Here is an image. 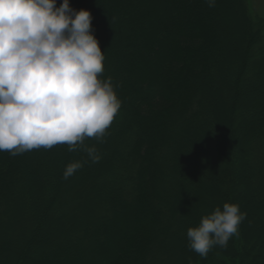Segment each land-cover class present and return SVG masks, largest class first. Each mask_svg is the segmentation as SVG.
<instances>
[{"label": "trees", "instance_id": "trees-1", "mask_svg": "<svg viewBox=\"0 0 264 264\" xmlns=\"http://www.w3.org/2000/svg\"><path fill=\"white\" fill-rule=\"evenodd\" d=\"M256 1L209 7L206 0H70L92 14L106 57L101 78H112L122 108L103 142L85 141L104 159H89L68 179L66 166L87 157L82 148L0 151L6 257L23 263L40 252L51 260L54 248L62 264H183L185 255L193 264H257L264 231L255 223L206 259L184 245L187 230L208 215L201 179L211 183L192 166L187 143L213 171L228 162L230 170L217 171L231 183L240 172L243 207L256 221L252 210L264 212V5ZM234 91L240 99L233 121L245 139L232 154L216 101H232ZM222 194L236 199L227 187Z\"/></svg>", "mask_w": 264, "mask_h": 264}, {"label": "clouds", "instance_id": "clouds-1", "mask_svg": "<svg viewBox=\"0 0 264 264\" xmlns=\"http://www.w3.org/2000/svg\"><path fill=\"white\" fill-rule=\"evenodd\" d=\"M214 7L216 0H206ZM92 14L70 0H0V151L17 156L67 145L99 162L103 142L120 113L112 78L102 79L105 52L92 29ZM84 161L68 164L63 178ZM247 218L239 204L224 203L187 230L189 248L207 258L216 246L227 248Z\"/></svg>", "mask_w": 264, "mask_h": 264}, {"label": "rangeland", "instance_id": "rangeland-1", "mask_svg": "<svg viewBox=\"0 0 264 264\" xmlns=\"http://www.w3.org/2000/svg\"><path fill=\"white\" fill-rule=\"evenodd\" d=\"M236 2H239V0H232L231 4L233 5V7L236 6ZM256 2H257L256 4L259 6L264 5V0H257ZM244 38H245V36H244ZM239 46H241V45H239ZM236 55H237V53H236ZM229 91H230V94H233L232 88L231 89L229 88ZM239 99H240L239 92L234 91L232 101L230 99L229 100H222V98H221L220 102L218 100L216 101V103H217L216 114L218 113V111H221V113H223V114L218 113V115H217L218 118H216L217 121L219 122V124L223 128V135H224L223 137L224 138L222 141L224 143L225 142H227V143L233 142L232 143L233 144L232 145V154H233V151L236 150V144L240 145V143L243 142L245 139L244 127L240 128L239 125L237 127L235 121H233L235 114H236L235 110L237 109V106L239 105ZM241 99H243V98L241 97ZM225 113H227V114H225ZM186 145H187L186 153L188 155H190L191 158L193 157L192 162L195 160V163L192 164V166L195 167L194 169H196L198 171L199 175H201L202 171L203 172L205 171L208 179H210V181H211V183H209V182H207V180L205 181V180L201 179V181H203L206 184L205 186H207V187H206V191H203L201 193V194H203L202 199H204V200L201 202L200 205L203 206L204 208L206 207V209H207L206 212L208 213V215L211 214L212 212H214L215 208L218 206L221 207V209H222L224 203L239 204L241 211L247 213V218L241 223L240 230L245 229L246 223H248V224L252 223L253 225L255 223V226H254L255 230L258 228V229L264 231V212H262V209L258 210V207H256L252 210L253 215L257 216V221L253 220L252 215L250 213L251 209L250 210L248 209V205L246 206V208L243 207L244 200L238 197L239 187L242 191V187L240 186V183H241L240 172H239V174L236 173L237 176L239 175V178H237V177L235 178L236 183H231L230 182L231 177H228V176L225 177V175L222 173L221 175H224V178H222L221 175L219 174L220 172L217 171L219 169L218 167H223L224 170L225 169L230 170L231 165L228 162H226V163L224 162L221 165H217V166L212 165L211 167L215 170V171H213L207 166L208 158L205 159V157H201L199 155V153H197L198 154L197 155L196 152H199V151L198 150L197 151L192 150V149H194L193 148L194 146H192L191 143H187ZM100 155H102L101 158L104 159V157H103L104 155L101 153H100ZM82 157L83 158H81V160L84 161L85 167H86V163H92L91 161H89V159L86 156H82ZM245 162H246V160H245ZM234 171H235V169H234ZM83 174H85V171ZM218 175L220 177H218ZM79 176H81V171L79 172ZM227 177H228V179H227ZM225 187H227L228 189H232V193H233L232 196L234 198H236L233 202H229L230 201L228 199L229 196L225 197L222 194V190H224ZM245 192L249 193V195L251 196L252 199L256 198L254 196V192L252 190L250 191L249 188L245 189ZM209 206L213 207L212 210H210V211H209ZM256 222H258V223H256ZM244 231H246V230H244ZM2 237H3V235L0 236V238H2ZM47 237L48 236H45L43 238V240L46 239ZM3 244L4 243L0 244V264H62V263L58 262V260H60V262H62V258L60 256H57L58 252L54 248L51 249V253L49 254V258L51 260H47L45 257H43L41 255L40 252L35 253V254H33V252H32V253H30V254H32V257L30 256V254H27L25 256V259H24L25 261L23 263L22 262L19 263V261L15 262L17 259H15L13 257H6L5 256L6 253H4V248L2 247ZM184 245H185L186 249L188 248L189 251H191L193 253L194 258H197V256H195V254L196 255H198V254L189 248L188 239H184ZM217 251H218V249H216V252ZM62 253L64 254V251H62ZM57 257H59L58 260H57ZM259 258H261V259L257 260V264H264L263 251L260 252ZM203 259H206V258H203ZM241 261H242V259H241ZM261 261H263V262H261ZM183 264H193L192 257L191 256L188 257L186 255L183 256Z\"/></svg>", "mask_w": 264, "mask_h": 264}]
</instances>
